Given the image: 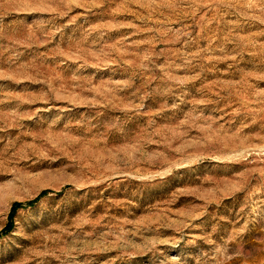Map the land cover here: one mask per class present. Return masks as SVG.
<instances>
[{"label": "rangeland", "instance_id": "1", "mask_svg": "<svg viewBox=\"0 0 264 264\" xmlns=\"http://www.w3.org/2000/svg\"><path fill=\"white\" fill-rule=\"evenodd\" d=\"M0 234V264H264V0H0Z\"/></svg>", "mask_w": 264, "mask_h": 264}, {"label": "trees", "instance_id": "2", "mask_svg": "<svg viewBox=\"0 0 264 264\" xmlns=\"http://www.w3.org/2000/svg\"><path fill=\"white\" fill-rule=\"evenodd\" d=\"M45 193H46V192H42L41 195H40V197L44 196ZM34 204H35V201H34V202H29L28 206H32V205H34ZM19 205H20V204H14V205H13L12 211H11V213H10V217L15 213V209H16L17 207H19ZM8 229L10 230V226L8 227ZM9 230H8V231L5 230L4 232L8 233ZM2 234H3V233H2ZM0 235H1V234H0Z\"/></svg>", "mask_w": 264, "mask_h": 264}]
</instances>
